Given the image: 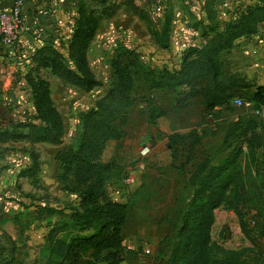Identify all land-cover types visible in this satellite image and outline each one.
Listing matches in <instances>:
<instances>
[{"label":"rangeland","instance_id":"obj_1","mask_svg":"<svg viewBox=\"0 0 264 264\" xmlns=\"http://www.w3.org/2000/svg\"><path fill=\"white\" fill-rule=\"evenodd\" d=\"M112 1L105 0L103 6L96 7L88 1L83 6L86 13L92 11L98 18V29L85 51L87 68L95 82L89 91L66 82L50 65L42 66V60L51 56L75 70V59L69 56L71 36L68 40H56L58 47L54 49L48 44L34 47L25 57L18 54L13 61L2 62L0 95L13 99L0 104V114L4 116L0 127L7 134L4 145H0L2 165L10 166L14 175L18 171L27 175L20 186L26 195L34 196L32 201L58 208L54 226L59 241L67 242L76 236L78 229L70 226L69 215L77 204V193L69 178L60 177L53 156L66 146L77 147L85 135L96 132L93 127L98 125V118L90 114L114 85L116 71L124 68L131 78L132 101L126 110L124 135L118 142H107L101 156L104 162L113 159L119 168L106 181L107 195L129 207L123 229L125 260L121 264H167L192 191L186 176L170 167L166 140L148 124L144 99H152L163 111L164 116L158 120L162 132L198 131L213 164H219L238 142L242 150L239 163L245 178L249 184L254 182L264 196V108L257 110L251 102L254 91L251 85L264 84L261 49L256 48L261 40L252 43L238 38L230 50L218 55L223 83L235 81L234 91L237 90L235 94L232 92L227 106L211 114L203 112L200 97L185 99V90L149 89L135 74V67L155 72L177 68L193 47L224 29L258 0H136V5L126 6L123 3L117 6ZM258 27L255 39L260 38L259 32L264 34ZM159 32H166V48L155 39L154 33ZM29 79L33 83L43 80L47 85L62 125L58 144L38 140L44 137L46 126L36 117ZM246 121L257 123L263 142L254 165L249 164L246 144L241 139L225 137L231 125ZM99 133L102 134L100 129ZM5 140L10 143L8 147ZM126 177L131 178L129 185L123 183ZM211 239L228 250L251 247L239 230L237 218L225 208L214 212ZM258 243L264 249V240Z\"/></svg>","mask_w":264,"mask_h":264},{"label":"trees","instance_id":"obj_2","mask_svg":"<svg viewBox=\"0 0 264 264\" xmlns=\"http://www.w3.org/2000/svg\"><path fill=\"white\" fill-rule=\"evenodd\" d=\"M84 9L83 6L78 8L69 45V56L76 63L75 70L64 67L51 56L42 60V66L50 65L66 82L89 91L95 82L87 68L85 51L98 29V18L92 11L86 13ZM263 20L264 0H258L224 29L193 47L177 68L155 72L137 66L135 74L151 90L175 92L182 89L186 91L187 100L200 97L203 112L211 114L215 109L227 106L232 92L235 94L237 90L234 91L235 81L223 83L224 74L218 55L230 50L238 38L255 35ZM154 35L157 43L166 48V32ZM124 70L116 71L114 85L95 104V110L90 114L98 118V125L93 127L96 132L85 135L77 147L66 146L54 155L60 177L69 178L77 193V204L71 209L69 224L78 229V233L67 242L59 241L57 226H54L46 242V264H121L125 260L123 229L127 224L129 207L125 202L113 201L107 195L106 181L119 168L113 159L107 162L101 160L105 144L118 142L124 135L126 110L132 102L129 97L131 78ZM28 84L34 97L36 117L46 126L44 137L38 140L58 144L62 125L51 104L47 85L43 80L33 83L32 79L28 80ZM251 86L254 89L251 102L257 110H262L264 86ZM143 110L148 124L166 140L170 167L186 176L192 191L167 264H264V249L258 243L264 240V196L254 182L249 184L245 178L239 163L242 153L240 144L234 143L224 159L219 164H213L198 131L164 133L158 126V120L164 113L152 99H144ZM257 129L255 121L238 122L229 127L225 136L227 139L236 136L237 140L241 139L246 144L250 165H254L257 152L263 147ZM0 136L3 139L7 134L1 132ZM220 208L235 215L239 230L251 247L228 250L212 241L214 212Z\"/></svg>","mask_w":264,"mask_h":264},{"label":"crops","instance_id":"obj_3","mask_svg":"<svg viewBox=\"0 0 264 264\" xmlns=\"http://www.w3.org/2000/svg\"><path fill=\"white\" fill-rule=\"evenodd\" d=\"M14 1L16 0H0V13L9 10ZM22 1V12L26 17V23L32 28H38L43 34V38L40 40L32 35L22 37L17 55L23 57L34 47L48 44L54 49L58 47L56 45L59 41L68 40L73 34L78 8L85 6L86 2L93 3L95 7L103 6L106 3L105 0ZM135 1L113 0L112 3L117 6L123 3L126 6L136 5ZM258 35L260 38L255 39L252 35L246 40L252 43L255 40H261L256 48L261 49L259 55L264 63V34L259 32ZM3 61H13V59L4 57L0 51V75L4 72ZM7 68L10 67H6V70ZM262 70H264V64ZM5 96L9 95H0V104L13 100L11 96ZM3 118L4 116L0 114V122L3 121ZM1 132H4V128L0 127ZM5 144L8 147L10 143L7 141ZM0 145H4L1 136ZM7 161L8 158H6ZM0 164V264H46L48 259L45 251L46 242L51 229L58 221V208L52 204H39L32 201V199L35 200L34 196L26 195L27 193L25 194L20 186V182L25 180L27 175L23 171L21 173L18 171L14 175L15 172L9 168L10 166L6 168L5 165H2V155H0ZM15 187L19 189L16 190ZM30 201H32V205L27 206L29 204L27 202ZM27 216L32 217L28 218Z\"/></svg>","mask_w":264,"mask_h":264},{"label":"built area","instance_id":"obj_4","mask_svg":"<svg viewBox=\"0 0 264 264\" xmlns=\"http://www.w3.org/2000/svg\"><path fill=\"white\" fill-rule=\"evenodd\" d=\"M22 6L23 1L16 0L9 10L0 13V51L4 57L10 60L17 56L24 35H32L39 40L43 38V34L38 28H32L26 23ZM260 26L264 31V20ZM123 183L129 185L131 178L126 177Z\"/></svg>","mask_w":264,"mask_h":264}]
</instances>
